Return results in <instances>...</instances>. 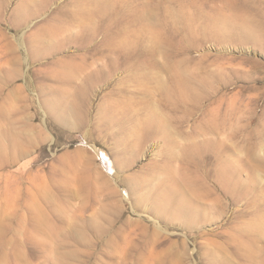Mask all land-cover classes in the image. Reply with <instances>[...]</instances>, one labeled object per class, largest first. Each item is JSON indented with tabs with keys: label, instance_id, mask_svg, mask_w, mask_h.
<instances>
[{
	"label": "rangeland",
	"instance_id": "1",
	"mask_svg": "<svg viewBox=\"0 0 264 264\" xmlns=\"http://www.w3.org/2000/svg\"><path fill=\"white\" fill-rule=\"evenodd\" d=\"M0 264H264V0H0Z\"/></svg>",
	"mask_w": 264,
	"mask_h": 264
},
{
	"label": "bare ground",
	"instance_id": "2",
	"mask_svg": "<svg viewBox=\"0 0 264 264\" xmlns=\"http://www.w3.org/2000/svg\"><path fill=\"white\" fill-rule=\"evenodd\" d=\"M107 156V155H106Z\"/></svg>",
	"mask_w": 264,
	"mask_h": 264
}]
</instances>
